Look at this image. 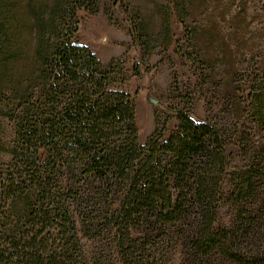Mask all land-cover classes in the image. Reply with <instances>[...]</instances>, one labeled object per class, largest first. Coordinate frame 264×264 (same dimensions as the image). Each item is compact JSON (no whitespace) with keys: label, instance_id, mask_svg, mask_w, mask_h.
I'll return each mask as SVG.
<instances>
[{"label":"trees","instance_id":"trees-1","mask_svg":"<svg viewBox=\"0 0 264 264\" xmlns=\"http://www.w3.org/2000/svg\"><path fill=\"white\" fill-rule=\"evenodd\" d=\"M173 1L157 5L159 33L128 12L145 59L171 46L174 15L189 17L190 0ZM102 3L0 0V116L15 130L0 147L11 157L0 164V264H92L78 226L106 242L93 264H171L177 248L180 264H264V57L249 90L220 89L222 115L198 123L182 99L177 129L166 138L170 118L158 121L141 146L120 70L77 39L79 13ZM188 39V61L208 71Z\"/></svg>","mask_w":264,"mask_h":264},{"label":"rangeland","instance_id":"rangeland-1","mask_svg":"<svg viewBox=\"0 0 264 264\" xmlns=\"http://www.w3.org/2000/svg\"><path fill=\"white\" fill-rule=\"evenodd\" d=\"M173 2L123 0V5L116 4V0H103L98 15L79 13L78 42L90 48L105 65L117 66L119 81L124 83L116 87L134 99L141 146L156 132L158 121L164 123L170 118L166 138L177 129L179 122L173 109L182 99L193 101L191 117L198 123L222 115L228 110V100L220 89L227 87L231 91L232 85L240 81L244 82L242 91L249 90L263 67L264 0H190L189 17L182 21L174 15L171 20L172 43L168 50L159 48L145 59L134 43L128 12L140 10L153 32L159 33L163 22L157 5L173 7ZM188 32L196 33L195 45L207 62L208 71L188 61ZM209 71L213 73L211 80ZM14 139L13 123L0 116V147L8 150ZM1 148L0 164L7 163L11 157L1 153ZM230 150L235 169L242 163L235 147ZM224 187L228 192L229 183ZM230 218L228 211L223 210L221 221L228 223ZM78 228L84 256L93 264L101 249L107 248L106 242L88 239L84 237V226ZM171 262L181 263V248L171 254Z\"/></svg>","mask_w":264,"mask_h":264}]
</instances>
